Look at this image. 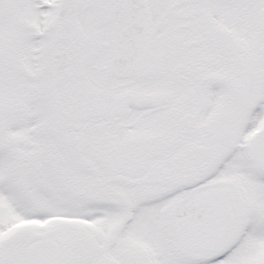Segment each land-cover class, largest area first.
<instances>
[{
  "label": "snow or ice",
  "instance_id": "1",
  "mask_svg": "<svg viewBox=\"0 0 264 264\" xmlns=\"http://www.w3.org/2000/svg\"><path fill=\"white\" fill-rule=\"evenodd\" d=\"M0 264H264V0H0Z\"/></svg>",
  "mask_w": 264,
  "mask_h": 264
}]
</instances>
